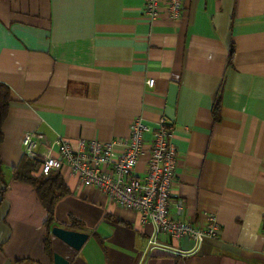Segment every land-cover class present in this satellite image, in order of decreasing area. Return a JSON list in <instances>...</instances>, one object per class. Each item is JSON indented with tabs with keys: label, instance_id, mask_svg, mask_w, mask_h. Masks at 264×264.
<instances>
[{
	"label": "crops",
	"instance_id": "0c3cea01",
	"mask_svg": "<svg viewBox=\"0 0 264 264\" xmlns=\"http://www.w3.org/2000/svg\"><path fill=\"white\" fill-rule=\"evenodd\" d=\"M182 6L179 20L150 23L144 0H0V85L11 94L1 129L0 264H53L54 253L70 264H264V0ZM171 84L178 167L169 213L195 225L213 214L217 236L171 239L63 168L67 194L52 228L88 235L72 251L47 231L34 188L14 179L21 137L126 139L134 120L155 128L165 118Z\"/></svg>",
	"mask_w": 264,
	"mask_h": 264
},
{
	"label": "built area",
	"instance_id": "2783aa9c",
	"mask_svg": "<svg viewBox=\"0 0 264 264\" xmlns=\"http://www.w3.org/2000/svg\"><path fill=\"white\" fill-rule=\"evenodd\" d=\"M183 0H144L148 22L164 17L177 21L182 15ZM154 80L146 85L152 88ZM151 136L146 168L137 174L143 155L144 137ZM173 130L161 117L155 128L134 120L126 139L110 142L79 139L72 145L58 138L50 144L37 132L23 134L20 140L24 159L39 167L47 177L63 168L83 187L95 188L118 208L136 213L142 225L153 224L160 234L174 240L197 242L217 236L219 226L213 214L205 216L203 224L181 221L169 213L172 189L176 180L178 153L172 142ZM120 148L116 153L115 149ZM178 211L182 203L177 204Z\"/></svg>",
	"mask_w": 264,
	"mask_h": 264
},
{
	"label": "trees",
	"instance_id": "16d2710c",
	"mask_svg": "<svg viewBox=\"0 0 264 264\" xmlns=\"http://www.w3.org/2000/svg\"><path fill=\"white\" fill-rule=\"evenodd\" d=\"M230 53L232 54V52ZM10 95V90L4 85H0V145L2 143L1 129L8 115ZM13 175L16 181L30 185L34 188L39 202L47 213V220L45 224L47 231L49 232L54 224V205L60 197L67 194V190L61 176L57 172H54L49 174L47 177H44L40 175L38 165L24 159H22L18 167L14 169ZM47 243L48 242H46V244ZM47 249H49V247H47Z\"/></svg>",
	"mask_w": 264,
	"mask_h": 264
},
{
	"label": "water",
	"instance_id": "95a60500",
	"mask_svg": "<svg viewBox=\"0 0 264 264\" xmlns=\"http://www.w3.org/2000/svg\"><path fill=\"white\" fill-rule=\"evenodd\" d=\"M177 92L178 87L175 84H171L169 86L167 107L165 110V118L169 121L174 120V106L176 103ZM50 233L74 252H79L88 240V235L83 232L67 230L60 227H53ZM53 264H70V262L54 253Z\"/></svg>",
	"mask_w": 264,
	"mask_h": 264
}]
</instances>
